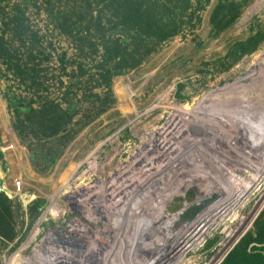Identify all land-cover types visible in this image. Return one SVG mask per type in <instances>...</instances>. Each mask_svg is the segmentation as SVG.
Instances as JSON below:
<instances>
[{
    "label": "rangeland",
    "instance_id": "obj_1",
    "mask_svg": "<svg viewBox=\"0 0 264 264\" xmlns=\"http://www.w3.org/2000/svg\"><path fill=\"white\" fill-rule=\"evenodd\" d=\"M101 1H92L99 5L96 7V3L90 5L91 0H0V42L3 37L6 41L10 39L12 48L25 53L32 46L31 35H37L39 41H34L32 55L36 56L35 62L39 64L37 69L40 70V78L37 82L47 90L42 94H50L57 100L66 98L70 104L63 101V107L68 109L71 106V112L74 113L70 124L52 137L20 135L14 127L15 116L9 111V116L5 115L8 128L5 131L0 128L5 156L0 159V192L6 194L13 202V225L18 234L14 241L0 237V264H20L29 257L38 261L37 249L40 246L50 249L54 247L55 242H52L50 233L60 229L63 231L61 234H65L71 228L67 225L71 224L76 212L73 205L76 192L87 186L91 179L77 181V173L82 164L97 152L99 166H103L106 161L111 162L108 167L112 169L121 166L130 154L142 151L148 142V134L159 130L171 116L174 119L169 121L170 125L173 123V127L184 129L182 137L192 135V138L199 139L192 147V155L200 157V164L196 161L197 165L193 168L180 161V164L176 165L177 181L186 182L195 173L203 175L202 163L209 161L204 156L206 150L203 148L208 145L215 148L210 139H230L234 133V140L244 145L245 148H241L242 155L246 156L243 157L238 154L237 149L230 148V153L235 155L236 159H226L227 162L238 165V176L235 171L230 177H223L224 181H219L218 177L223 175L220 173L219 176L218 168L209 169L212 176L208 173V180L202 176V180L195 179L185 197L175 198L166 213L173 215L184 207L186 202L191 203L209 194H215L218 195L217 198L209 204H214V208L211 207L206 212L203 208L206 214L214 215L224 200L232 197L235 191L238 192L242 179L254 177V174H246L244 166L251 162L255 166V173L257 166L264 163V145H252L254 135L249 131H245V134L237 132L241 127L244 128L246 122L245 107L240 108L243 116L238 115L241 123L235 120L234 116V107L236 106V109L237 104L249 100L251 95V90L243 87L240 88L239 94H236L235 90L240 84L247 82L246 77L254 68L258 54L264 50V0H227V4H240L242 7L233 23L220 32L214 29L213 17L216 8L225 0H193L191 9L186 13L183 28L176 35L163 41L131 40V49L141 46L144 53L148 48L153 51L146 55L143 63L137 68L115 76L110 88L101 86L100 74L102 66L106 68L113 62H106L102 47L97 54L87 44L82 47V37L95 41L90 40L85 33L79 34L77 31L69 36V27L64 25L67 17L65 13H73L77 7H93L96 10L95 16H102L107 36L119 38L122 28L117 24L118 18L115 17L113 9L116 3L109 0L107 6L106 3L99 4ZM19 5L25 12L23 28L30 31L24 41L11 34L12 24H9L10 18L16 12V6ZM227 14V11H224L217 20L225 22ZM34 64L30 63V66ZM0 68H3L1 72H4L0 73V105L4 106L9 86L18 94L24 92V89L16 86L18 82L12 75H9L11 78L6 77L8 72L4 66L0 65ZM263 104L264 102L257 105ZM180 108L184 109V112H180ZM191 109L196 114L193 116L195 119L189 117V114H193ZM203 109L205 114L208 111L222 114V121L226 125L222 122L215 123L212 119L207 122L205 115L202 117L200 114ZM176 128L172 137V159L178 155L174 148H180L183 140L182 137L174 138ZM234 128L235 130L231 131ZM229 144L234 146L232 142ZM184 149L183 147L182 150ZM117 150L126 152L115 156ZM222 162L227 163L217 159L213 163L219 164L222 169ZM173 176L162 174L160 177L168 184L167 182H173ZM262 190L247 199H240L231 210L209 223L200 242L198 239L192 240L186 247L188 251L185 249L184 253L182 245L172 251L174 256L171 262L221 264L241 239L255 232V223L264 215V204L261 207L257 205V202H261L262 198H259ZM38 200L43 203L39 207L38 218L33 220L30 207ZM56 206L62 209L61 217L56 215L59 214ZM204 214L200 219L202 223H207ZM91 230L94 234V227H91ZM113 232L117 231L112 229ZM139 234L137 232L138 237ZM144 234L143 239L147 243L154 236V231L147 230ZM131 236L129 234L128 237ZM182 241L178 244H182ZM25 244L28 245L24 247ZM150 247L153 249L156 246ZM136 248L131 245L126 249H130L132 255ZM160 252L162 253L163 249ZM141 253H144V260L139 257L138 264H145L148 256L146 248ZM71 257L73 258L72 254ZM16 259L20 260L15 263ZM131 261L130 258L126 264H132ZM76 263L66 261V264Z\"/></svg>",
    "mask_w": 264,
    "mask_h": 264
},
{
    "label": "built area",
    "instance_id": "obj_2",
    "mask_svg": "<svg viewBox=\"0 0 264 264\" xmlns=\"http://www.w3.org/2000/svg\"><path fill=\"white\" fill-rule=\"evenodd\" d=\"M254 76L255 78H253ZM246 78H248L247 82L243 85L240 84L235 91L236 94H239L240 88L243 87L246 90H251V95L248 97L249 100L242 101L243 103L237 104L238 107L236 109V106L234 107V110L236 111L234 116L236 118L238 115L243 116V113L241 112L242 110L240 109L241 106L249 108L251 114L257 113V108L264 107V105H257L264 102V50L258 54L256 64ZM250 103H252V105H248ZM173 119L174 118L171 116L159 130L150 132L148 134V142L143 147V150L130 154L128 160L122 163L119 167L112 169V167H108L111 162L107 161L103 162V166H99L98 157L96 156L97 152L94 153L88 161H85L79 168L77 181L88 180L89 178L91 179L87 186H83V188L78 189V192H76V198L73 202L76 212L71 224L67 225L71 226V228L67 230L65 234H61L63 231L60 229L56 230L57 233L51 232L52 234L50 233L49 236L53 237L52 242H55L53 243L54 247L51 249L50 247H37V253L42 254V251L47 250L52 253L62 252V255L69 256L68 259L71 258L72 260L70 261L74 263L77 262L76 264H105L103 258L110 257V253L113 252L116 253V257L112 258L113 260H119L122 264H126L127 261L125 257L128 256L126 248L132 244V246L135 245L137 247V250L135 253L132 252L134 254H132L131 257L127 258L132 259V264H138L137 259L139 257L144 260V257H142L144 253L141 252L144 251V248L152 245L156 246V243H158V237L161 236L158 234L154 225L144 223L142 221L144 218H154V216L159 213L160 208V205L157 204L159 200V193L157 194L151 190L149 191L147 190V187L152 183V185H154L152 188H156L155 186L158 185L156 182L162 178L160 177L162 174L163 176L175 175L177 168L176 164L172 166V153L174 147V139L172 137L175 127H169V121ZM244 120L247 121L246 116H244ZM234 130L235 128L231 131ZM234 136L235 135L233 133V136L230 137V139L227 137H225L224 140L221 138L220 140L216 139V141L214 139H210L211 144L214 143L215 148H210L208 146L203 148V150H206L204 156H206V159L209 160L202 163V173L205 175V179H207L208 173L212 176L210 170L213 167L218 168L219 176H221L220 173L223 175L218 177L219 181L222 179L224 181L225 177H230V175H233L232 173H235V171L238 176V165L236 166L235 163H229L226 159V157L228 160L236 159V156L230 153V148H237L230 146L229 144L232 142V145H235L237 140H234ZM125 152L126 151L123 152L121 150H117L115 151V156H121ZM211 152H216V154H212ZM216 159L219 161L224 160L227 163L222 162V169H220L217 164L213 163ZM244 169L247 170L246 174L251 176L254 174L255 166L250 162L244 166ZM187 182L188 180L186 183ZM167 183L170 184L173 182ZM136 187H140L138 192L130 194V190L136 189ZM190 188L191 187L184 192L185 194L182 193L183 195L181 196H173L172 198L168 197L164 199L163 205H165V208L163 209V213L168 219L174 217L179 210L173 215L169 212L166 213L165 211H168V209L172 207V204L175 202V198H184ZM261 189L263 190L259 199L264 198V178H262L255 185V187H251L249 192L240 197L239 201L240 199H247L251 195L254 196ZM189 204L190 203L186 202L184 207ZM263 204L264 202L262 205ZM258 206L261 207L260 205ZM145 212L149 214L143 217ZM56 215L61 217L62 213H56ZM60 219L61 218H59V220ZM132 222L135 226L132 225ZM100 224L101 226H99ZM91 227H94L95 229L94 234ZM145 227H147L145 229L146 231H143ZM112 229H115L117 232L112 233ZM147 230L154 231L155 237L152 236L151 240L146 243L143 238L145 235L144 233L147 232ZM170 231L171 225L166 227L165 235H167V232L169 233ZM190 231L191 228H189L187 235L181 239V241L183 240L182 244H177L176 247L175 244L170 247V245H172V241L166 244L167 249H165V253L162 254V262H160L161 253L158 249H156V247L151 250H146L148 253L146 260L149 262L151 260H156L157 262L155 264H173L171 259L174 256V250L182 245L184 246L182 250L184 252L186 247H188L192 240H194L192 239L193 236ZM137 232L140 233L139 237L137 236ZM161 232L163 233V231ZM129 234L132 236L128 237ZM201 236L198 238V242H200L202 238ZM70 247H74V249L71 250ZM186 250L188 251V249ZM40 251L42 253H39ZM71 254L73 255V258L71 257ZM62 259L64 262L68 261V259ZM165 259H167V261H165ZM183 263L184 262H181V264Z\"/></svg>",
    "mask_w": 264,
    "mask_h": 264
},
{
    "label": "trees",
    "instance_id": "obj_3",
    "mask_svg": "<svg viewBox=\"0 0 264 264\" xmlns=\"http://www.w3.org/2000/svg\"><path fill=\"white\" fill-rule=\"evenodd\" d=\"M92 1L90 5L96 3H92ZM110 1L116 3L113 9L115 17L118 18L117 24L122 28V32L119 34L121 38L114 39L107 36L102 16L101 14L95 16L96 10L93 7H77L73 13H65L67 17L65 19L66 23H64L69 27L67 32L69 36L77 31L79 34L85 33L90 40L95 41H88L82 37V47H86L87 44L95 54L99 53V48L102 47L106 62H113L112 65H108L106 68L102 66L100 74L101 86H107V88L111 87L115 76L126 70L137 68L143 63L146 55L153 51V49L148 48L147 52L144 53L141 46H135L131 49V40L163 41L176 35L183 28L187 17L186 13L191 9L193 0ZM108 2L109 0H102L99 4L106 3L108 6ZM97 6L99 5L96 3ZM19 7L21 6H16V12L10 18L9 24H12L10 29L13 32L11 34L19 36L24 41L30 31L23 28L25 12ZM241 7L240 4H227V0L223 1L216 8L213 17L216 32H220L231 25L238 17ZM79 8L80 10H78ZM107 9L111 10L110 8ZM224 11L228 13L225 15V22L217 20L218 16L222 15ZM100 12L102 13V11ZM109 21L112 20L109 19ZM82 25L83 28H81ZM31 36L32 46L25 53L21 52L20 49L12 48L10 39L6 41L4 37L1 38L0 65L4 66L8 72L6 77L9 78V75H12L13 79L18 82L16 86L19 89H24V92L18 94L13 92L12 87L9 86L6 99L9 110L16 119L14 127L20 135L36 134L40 137H52L59 134L63 128L70 124L74 113L71 112V106L68 109L63 107V101L70 104L66 98L57 100L52 98L50 94H42L47 90L43 87L44 85L37 82L40 78V70L37 69L39 64L35 62L36 56L32 55L34 41L37 43L39 39L37 35L34 36L33 34ZM30 63L35 64L30 66ZM1 69L3 68H0V73L3 74L4 72H1ZM27 83H29L27 86L23 85ZM1 158H3V155L0 152ZM42 203V200H38L30 207L33 220L38 218L40 214L39 207ZM13 210V202L6 194L0 192V237L8 241H14L18 234L13 225ZM221 264H264V215L255 223V232L241 239Z\"/></svg>",
    "mask_w": 264,
    "mask_h": 264
},
{
    "label": "bare ground",
    "instance_id": "obj_4",
    "mask_svg": "<svg viewBox=\"0 0 264 264\" xmlns=\"http://www.w3.org/2000/svg\"><path fill=\"white\" fill-rule=\"evenodd\" d=\"M255 78V76L253 77ZM248 105H252L251 103L248 104ZM264 105V104H263ZM262 105V106H263ZM257 107V106H256ZM200 108V107H199ZM180 112H184V109L180 108ZM214 109V108H213ZM258 109V116H257V113L255 114H251L250 113V109L245 107V114L246 115V118H247V121L244 123V128H240L238 130L239 133L243 132L245 134V131H249V133H253L254 138L253 140H251V143L252 145H258L259 147L263 146L264 145V107L262 108H257ZM189 110V109H187ZM212 110V109H211ZM192 111V109H191ZM216 111V110H215ZM219 111V110H218ZM227 111V110H226ZM199 112V110L197 111V113ZM206 111H204L203 109V112H200V114H202V117H206L207 118V122H209L208 119H212L215 123H219V122H222L224 125L225 122L222 121V114H218L217 112H210L208 111V113L205 114ZM225 112V111H223ZM187 113V112H186ZM193 114H189L190 118L195 116L196 114L192 111ZM233 113V112H232ZM235 113V112H234ZM249 113V114H248ZM224 114V113H223ZM182 115V114H181ZM225 117V116H224ZM196 117H193V119H195ZM236 118V117H235ZM234 119V118H233ZM238 120V122H240V118L237 116L236 118ZM217 120V121H216ZM232 120V119H231ZM233 121V120H232ZM231 121V122H232ZM242 121V120H241ZM243 122V121H242ZM241 123V122H240ZM173 124V123H172ZM170 125V126H173V125ZM175 124V123H174ZM239 124V123H238ZM235 126V125H234ZM236 127V126H235ZM176 128V127H175ZM183 132H184V129L182 127H177L176 128V136L174 135V138H180L182 137L183 135ZM238 135V133H237ZM252 136V135H251ZM190 137V139L188 140V138ZM189 137H182L183 140L181 141L182 143L180 144L178 141L177 143L180 144V148L176 147L174 148V152H176L178 155L176 156L175 159H173V164H180L179 162L182 161L181 163H185V165H189V167H196V161L198 162V158L195 154L192 155V147L195 146V143L197 141L198 143V140L199 139H195V138H192L193 136L192 135H189ZM230 138V137H229ZM255 139H257L258 141H255ZM191 141V142H189ZM209 146V145H208ZM185 148L184 151L182 150V148ZM234 147L237 148V152L239 155L241 156H246V154H243V150L241 149L242 147H244V145L242 143H239L237 141V143L234 145ZM256 148V147H255ZM187 149V150H186ZM247 150V149H245ZM196 151V150H195ZM197 152V151H196ZM198 153V152H197ZM243 156V157H244ZM249 159V158H248ZM187 160V161H186ZM218 162V161H217ZM199 163V162H198ZM200 164V163H199ZM198 164V165H199ZM219 166V164H218ZM221 166V165H220ZM179 174V173H178ZM205 178V175H200V174H192L188 180V184L184 181H180L178 180L177 181V174L174 175L173 177V183H168V184H165L161 179L159 181H157L156 183H158L157 186H155L156 188H152V183L147 187V190H151L152 192H155V193H159V200H158V205H160V208H159V213L157 215L154 216V218H149V219H146L144 218V220L142 219V221L144 223H149V224H152L155 226L156 229H158V234L162 235L163 233V236H159L158 237V243H156V249H158L159 251H161L163 249V252L161 253V257H160V262H162L163 258H162V254L165 253V249H167V247H165V244H168L169 242L172 241V245H170V247H172L174 244H175V247L177 246L178 242L181 241V239L187 235V232L189 231V228H191V231L190 233L192 234L193 238L192 239H198L200 238V236L202 235L204 229L209 226L210 224L209 223H212L214 222L220 215L222 214H225L224 212H227L229 210H231L234 205L239 201V198L242 197L243 195H245V193H247L251 187H255V185L262 179L264 178V163L261 164V166H257L256 170H255V173H254V177L252 179H245L243 180L242 179V185H240V188L238 189V192L235 191L232 195V197L230 198H227L226 200H224V202L222 203V206H220V208H216V212H214V215L211 214V216L209 214H206L205 212L207 211V209L211 208L214 206H211V205H207L204 207V211H203V208L201 209V211L198 210V213L196 215H194L193 217L194 218H191L189 223L187 222L186 224L183 223L182 221L180 222V225L177 229H174L172 231H170L169 233L167 232V235L166 234V227H168L169 225L172 224L171 222V219H168L164 213H163V209L165 208V205H163V201L164 199L166 198H172L173 196H181L183 195L182 193H184L185 191L188 190L189 187H192V185L190 186L191 183H194V180L195 179H198L200 178L202 180V178ZM208 174H207V179L205 180H208ZM199 179V181H200ZM183 180V179H182ZM195 185V184H193ZM140 189V187H136V189H132L130 190V194L132 193H137L138 190ZM183 189V190H182ZM213 190V189H212ZM180 191L182 193H180ZM208 191V190H207ZM209 195H207L206 197H208ZM218 196V195H217ZM161 197V198H160ZM203 198V197H202ZM201 198V199H202ZM264 198L261 199V202L258 203V205H262V203L264 202L263 201ZM214 208V207H213ZM256 208V207H255ZM56 209L57 211L59 212V214H61V208L57 207L56 206ZM221 209V211H220ZM214 211V210H213ZM205 213V214H204ZM149 213L145 212L143 217L145 215H148ZM203 214L206 215V217L204 218V220L206 221L207 220V223H202L203 221H201L200 218L203 217ZM153 215V214H152ZM200 215V216H199ZM198 216V217H197ZM196 219H198V221H196ZM194 220L196 222H194ZM187 225V226H186ZM186 227V228H185ZM147 227H145L144 229H146ZM143 231H146V230H143ZM163 231V233L161 232ZM240 231V230H239ZM238 231V232H239ZM178 233H181V235H178ZM236 237V236H235ZM228 241V240H227ZM157 242V241H156ZM28 244H25L24 247H26ZM132 245V244H131ZM159 247V248H158ZM161 247V249H160ZM174 247V248H175ZM150 250L151 247H147L146 250ZM178 249V248H177ZM43 253L42 254H37L38 255V261H33L30 257L27 258L26 261L20 263V264H66V262L62 261L64 259H68L69 256H65V255H62L63 253L62 252H57V253H52L51 251H42ZM147 252V251H146ZM41 253V251L39 252ZM159 253V254H160ZM158 254V255H159ZM42 255V256H41ZM116 253H113L111 252L110 253V257H104V262L105 264H111V263H116V264H122L119 260L118 261H115L113 260L112 258H115L116 256ZM144 255V254H143ZM226 255V254H225ZM73 256V255H72ZM222 256V255H221ZM127 257H131V251L130 249H128V256ZM127 257L126 258V261L128 263V260H130V258L128 259ZM20 259H16L14 262L17 263L16 261H19ZM72 260L71 258L68 259V263L69 261ZM157 261L154 260V261H147L145 260L144 263L146 264H155Z\"/></svg>",
    "mask_w": 264,
    "mask_h": 264
},
{
    "label": "water",
    "instance_id": "obj_5",
    "mask_svg": "<svg viewBox=\"0 0 264 264\" xmlns=\"http://www.w3.org/2000/svg\"><path fill=\"white\" fill-rule=\"evenodd\" d=\"M0 187L2 188V180L0 179ZM204 199L199 198L194 202L190 203L186 207L180 209L178 213L171 218V231L177 229L180 225V222L189 223L190 219L198 213V210L201 211L202 208L210 204L213 200L217 198V195L212 194V196L203 197Z\"/></svg>",
    "mask_w": 264,
    "mask_h": 264
},
{
    "label": "crops",
    "instance_id": "obj_6",
    "mask_svg": "<svg viewBox=\"0 0 264 264\" xmlns=\"http://www.w3.org/2000/svg\"><path fill=\"white\" fill-rule=\"evenodd\" d=\"M8 111L10 112V110H9V104H8L7 99H6V104L4 106L3 105L2 106L0 105V128H1L2 131H5L8 128V123L5 121V115L9 116L8 115ZM0 152L2 153L3 158H4L5 156H4L3 150H2L1 137H0Z\"/></svg>",
    "mask_w": 264,
    "mask_h": 264
}]
</instances>
